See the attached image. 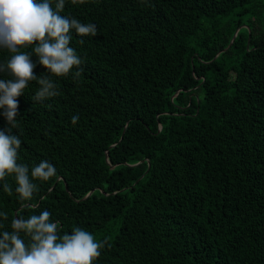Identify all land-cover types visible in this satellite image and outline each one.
<instances>
[{
	"label": "trees",
	"instance_id": "16d2710c",
	"mask_svg": "<svg viewBox=\"0 0 264 264\" xmlns=\"http://www.w3.org/2000/svg\"><path fill=\"white\" fill-rule=\"evenodd\" d=\"M61 15L97 33H71L82 73L53 76L59 95L34 102L31 81L17 97V162L56 175L29 201L0 181V232L47 210L60 235L107 241L93 264H264V0H66Z\"/></svg>",
	"mask_w": 264,
	"mask_h": 264
},
{
	"label": "clouds",
	"instance_id": "9594fccd",
	"mask_svg": "<svg viewBox=\"0 0 264 264\" xmlns=\"http://www.w3.org/2000/svg\"><path fill=\"white\" fill-rule=\"evenodd\" d=\"M65 3L66 0H55L53 8L52 0H0V48L14 53L5 63H0V73L12 77L0 78V108L4 109L3 116L9 125L0 130V181L13 175L15 192L21 201L31 200L38 190L34 180L48 181L56 175V169L47 160L31 169L17 162L21 139L12 134V129L17 127V97L31 81L39 85L32 96L34 102L59 95L53 76L71 74L73 79H78L82 73V59L70 46L71 33L74 31L81 38L97 33L95 24L61 15ZM27 47H32V51H20ZM33 54L50 75L34 74ZM74 67L78 69L75 72ZM71 120L76 124L79 116L74 115ZM4 188L11 191L7 183ZM50 217L51 213L45 210L26 219L19 215L13 218L11 231L0 232V264H93L107 241H97L93 234L80 227L73 228L70 234L60 235L57 223ZM0 220H8V213L0 211ZM3 227L0 223V228Z\"/></svg>",
	"mask_w": 264,
	"mask_h": 264
},
{
	"label": "rangeland",
	"instance_id": "374dc122",
	"mask_svg": "<svg viewBox=\"0 0 264 264\" xmlns=\"http://www.w3.org/2000/svg\"><path fill=\"white\" fill-rule=\"evenodd\" d=\"M241 28H246V29H248V27H247V26H245V25H244V26H242Z\"/></svg>",
	"mask_w": 264,
	"mask_h": 264
},
{
	"label": "water",
	"instance_id": "95a60500",
	"mask_svg": "<svg viewBox=\"0 0 264 264\" xmlns=\"http://www.w3.org/2000/svg\"><path fill=\"white\" fill-rule=\"evenodd\" d=\"M235 37V36H234Z\"/></svg>",
	"mask_w": 264,
	"mask_h": 264
}]
</instances>
